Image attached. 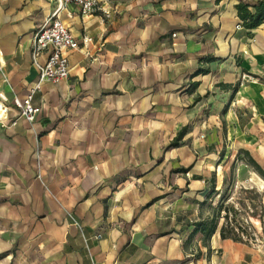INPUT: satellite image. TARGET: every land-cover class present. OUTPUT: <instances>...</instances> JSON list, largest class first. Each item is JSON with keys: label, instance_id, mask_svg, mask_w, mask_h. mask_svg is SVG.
Returning <instances> with one entry per match:
<instances>
[{"label": "rangeland", "instance_id": "374dc122", "mask_svg": "<svg viewBox=\"0 0 264 264\" xmlns=\"http://www.w3.org/2000/svg\"><path fill=\"white\" fill-rule=\"evenodd\" d=\"M129 1H113L100 69L83 55L100 94L72 80L75 101L40 112L19 148L0 121V264H66L97 160L101 235H164V264H264V23L219 1Z\"/></svg>", "mask_w": 264, "mask_h": 264}, {"label": "crops", "instance_id": "0c3cea01", "mask_svg": "<svg viewBox=\"0 0 264 264\" xmlns=\"http://www.w3.org/2000/svg\"><path fill=\"white\" fill-rule=\"evenodd\" d=\"M111 1H109V11H112L113 15L118 12V5L113 3L114 0ZM212 1H214V6L217 1H219L220 7L224 4V6L229 5L228 8L234 14V5L240 0ZM137 2L139 1L130 0V4L125 8L135 5ZM179 2L195 4L196 0H175L174 4L177 5ZM149 5L153 6L149 2L146 4V8ZM53 7V0H0V94L6 98L10 106L14 96L22 98L37 81V68L32 63L31 56V38L33 32L49 15ZM110 12L108 16L110 18L104 20V14L100 11L82 17L73 6L61 11L60 18L69 25L72 33L79 39L82 35H86L91 38V41L82 49L68 52L69 78L57 84L43 82L34 92L32 102L34 105H41L40 112L44 111L47 115L50 108L62 102L70 107L75 101L71 82L77 78L87 80L88 87H90V91L86 92L88 97L90 94L98 93L96 91L100 86V70L95 72V70L82 68L85 62L83 55L88 53L91 57L94 55L93 62L100 69L101 48L104 51L115 48L117 40L115 32L109 31L110 24L113 23L110 20L112 18ZM136 19L138 24L142 20V26H145L146 17ZM139 26L142 27L140 24ZM79 54L82 57H79ZM43 58L44 56H40L39 60L42 61ZM102 60L103 63L106 62V56ZM0 108V119H2L7 113L4 112L1 101ZM15 114L16 110L11 106L8 110V120L4 121L2 126L6 131L5 138L18 144L19 148L21 139L23 141L25 138L28 141L32 140L38 124L35 122L38 115L32 122H28ZM86 172V176L94 173L96 181L93 185L83 187L81 198L74 203V208L77 210L75 217L76 221L80 223V227H75L73 221L67 222L65 225L62 238L66 264H164L158 256L162 253L163 248L157 245L165 242L164 235H158L153 238L152 243L146 244L137 240L139 231L135 229L129 235L117 230H109L108 233L100 234V160L90 167L88 166ZM80 210L81 213H79ZM55 232L50 229L49 235L55 238ZM165 250H167L166 247ZM230 257L233 262V255Z\"/></svg>", "mask_w": 264, "mask_h": 264}, {"label": "built area", "instance_id": "2783aa9c", "mask_svg": "<svg viewBox=\"0 0 264 264\" xmlns=\"http://www.w3.org/2000/svg\"><path fill=\"white\" fill-rule=\"evenodd\" d=\"M54 7L41 25L33 32L31 38L32 63L37 68V81L28 93L22 98L14 96L11 106L16 110L15 116L21 117L28 122H32L41 111V105H34L32 102L33 94L39 89L43 82L57 84L66 79L69 74L68 52L71 50L82 49L91 38L82 35L79 39L71 28L60 18V13L69 6H73L80 16L90 15L95 11H100L108 15L109 1L111 0H53ZM44 56L40 61L39 57ZM5 117L0 119L3 123L8 117L10 105L4 96L0 94ZM9 106V107H8Z\"/></svg>", "mask_w": 264, "mask_h": 264}, {"label": "trees", "instance_id": "16d2710c", "mask_svg": "<svg viewBox=\"0 0 264 264\" xmlns=\"http://www.w3.org/2000/svg\"><path fill=\"white\" fill-rule=\"evenodd\" d=\"M235 13L240 26L245 29H254L264 23V0L238 1L235 5ZM215 228V224L213 226ZM222 238L235 239L220 231Z\"/></svg>", "mask_w": 264, "mask_h": 264}]
</instances>
